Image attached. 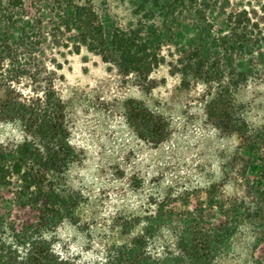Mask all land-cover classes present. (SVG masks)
<instances>
[{
  "label": "trees",
  "instance_id": "1",
  "mask_svg": "<svg viewBox=\"0 0 264 264\" xmlns=\"http://www.w3.org/2000/svg\"><path fill=\"white\" fill-rule=\"evenodd\" d=\"M135 1L138 19L122 27L102 21L96 0H0V121L20 124L25 133L21 143L0 145V264H218L244 222L264 247V125L252 127L234 110L235 92L264 66V0ZM186 17L195 24L194 42L180 51L172 73L186 87L202 80L207 118L237 136L234 179L242 196L224 199L211 187L196 211L175 214L160 206L144 218L123 219L116 226L121 239L95 257L59 251L52 234L78 219L77 201L62 182L79 155L54 82L29 97L16 88L28 76V63L43 61L35 65L38 80L50 74L43 71L46 60H54L47 57L48 46L76 54L85 48L126 76L146 77L163 64L162 48ZM145 122L149 142L165 140L155 117L148 113ZM218 217L224 220L215 224ZM163 229L174 231L173 247L158 243Z\"/></svg>",
  "mask_w": 264,
  "mask_h": 264
},
{
  "label": "rangeland",
  "instance_id": "2",
  "mask_svg": "<svg viewBox=\"0 0 264 264\" xmlns=\"http://www.w3.org/2000/svg\"><path fill=\"white\" fill-rule=\"evenodd\" d=\"M239 1L232 0L235 5ZM135 2L96 0V5L105 24L126 27L138 19L133 15ZM181 21L174 41L162 48L163 64L146 77L126 76L85 48L76 54L48 46L47 57L54 60H46L43 71L50 74L42 73L38 80L34 69L43 61L36 66L28 63V76L16 88L29 97L54 82L65 104L71 144L79 155L62 182L77 201L78 219L66 220L52 234L59 251L81 255L82 260L95 257L107 243L121 239L116 226L123 219L144 218L160 206L175 214L196 211L211 187L224 199L242 196L234 179L237 136L220 131L207 118V87L202 80L186 87L182 76L172 73L180 51L194 42L196 32L191 17ZM214 87L219 88L218 83ZM234 100L239 118L252 127L264 125V66L235 92ZM148 113L156 119L157 132L166 136L159 144L145 138ZM24 138L20 124L0 121V145L18 144ZM3 195L13 197L9 192ZM223 220L218 217L214 222ZM156 239L161 245L176 243L170 229L161 230ZM257 260L264 262V247L256 244L253 226L244 222L232 239V250L218 264Z\"/></svg>",
  "mask_w": 264,
  "mask_h": 264
}]
</instances>
